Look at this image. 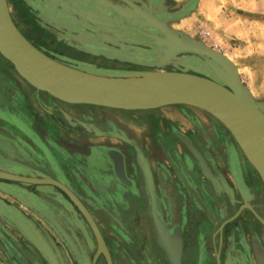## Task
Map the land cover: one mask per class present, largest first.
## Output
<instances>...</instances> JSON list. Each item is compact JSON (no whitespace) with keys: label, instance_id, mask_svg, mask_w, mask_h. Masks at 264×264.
<instances>
[{"label":"rangeland","instance_id":"obj_1","mask_svg":"<svg viewBox=\"0 0 264 264\" xmlns=\"http://www.w3.org/2000/svg\"><path fill=\"white\" fill-rule=\"evenodd\" d=\"M215 1L169 0L166 11L171 13L172 17L167 19L157 11L150 15L134 13L128 8H123V0H6V3L10 17L19 32L39 51L63 65L109 75L170 72L178 67L183 68L180 64L192 65L199 69L200 62L189 60L187 57L182 59V55L176 56L175 60L166 64L158 63L165 54L157 52L160 49L153 48L151 41L139 30L140 19L143 17L146 20L142 24L145 29L152 33L158 32L149 28L151 24H155L153 17H156L164 21L170 29L181 32L187 38L198 39L221 54L222 51L225 52V56L239 66V78L241 83L251 90L250 95L257 101H264V53L260 50L259 55L252 54L248 57L251 40H247L249 53H246L238 48L236 40L226 38H232V27L244 25L224 23L221 19L224 15L221 13L226 10L219 9ZM149 6L151 7L152 3ZM227 13L226 15L230 14ZM164 16L167 17V14ZM229 17L231 19V16ZM244 24L249 27L247 23ZM222 28L229 29L223 31ZM206 29L210 32L206 33ZM209 39L223 49L207 45L206 41ZM256 41L259 45L262 44V41ZM49 98L51 97L37 92L25 83L0 56V155L15 163L32 166L41 173L60 175L62 172L68 174V178L74 179L84 174L82 168L87 171L85 175L88 176L89 172L103 161L105 150L118 149L123 152V143L113 135L135 139L147 158L154 189L159 198L160 218L167 224L166 226L164 223L165 227H172L176 218L174 214L176 211L179 214L177 218L180 219L185 237L183 246L189 254L186 258L198 249L206 253L211 252L212 243L206 233L215 226L218 217L223 215V203H227L226 200L229 199L235 202L243 200L238 192L236 180L246 189L254 176V181L259 183L264 195L258 175L245 161L233 138L217 120L201 110L175 105L147 114H137L110 109L102 111L101 108L86 105L59 104ZM79 124L81 127L86 125L96 129L100 135L93 133L95 136L91 137L75 132L74 128ZM103 132L111 135L100 137L104 136ZM180 137L187 139L202 156L207 164L205 166L210 168L213 176L222 175L228 180L231 189L228 194L222 193L219 184L209 180L200 170L197 160ZM50 156L58 158L59 167L51 168L46 164ZM80 164L83 166H79ZM184 170H191L193 173L192 191L189 187H184L187 183ZM161 174L166 177V188L158 187L160 180L164 179ZM87 176V179L83 180L88 189L87 193L96 196ZM204 185H215L218 197L216 200L209 195ZM174 191L180 196V199L175 201L172 197ZM40 194L42 195V192ZM31 195L32 199H36L34 194ZM0 197L11 199L2 190ZM130 201L132 203L126 211L129 217L133 214L139 216L148 202L144 200L143 207V198L140 201ZM144 211L146 218L143 214V221L123 220V223L118 221L112 229L106 226L104 228L107 240L120 244L121 241L112 231L123 230V252L128 258L133 253L142 251L144 246L133 237L138 238L146 231L147 235L153 238L150 215L146 209ZM6 212L8 213V209ZM22 218L27 217L20 213L16 219L23 220ZM241 219L239 223L245 225L244 216ZM187 220L189 223L186 224ZM202 224L206 227L205 231ZM15 225L18 231L28 232L32 237H40L44 241L45 230H50L42 222L33 224L25 221L22 228ZM228 247L237 250L236 239H233V243L224 241L223 248ZM37 251L34 247L33 253ZM145 252L146 249L143 253ZM150 261L146 260V263L149 264ZM191 261L192 264H198L197 259Z\"/></svg>","mask_w":264,"mask_h":264},{"label":"flooded vegetation","instance_id":"obj_2","mask_svg":"<svg viewBox=\"0 0 264 264\" xmlns=\"http://www.w3.org/2000/svg\"><path fill=\"white\" fill-rule=\"evenodd\" d=\"M148 3L149 5L152 3V6L150 7ZM168 3L169 0H123V8H128L134 13L144 15L154 14V11H157L158 14L161 13L160 15L164 19H167L168 17H172L171 13H167ZM165 13L167 17L164 16ZM53 101L56 102V100ZM165 107L154 110L136 111L133 113L140 114V112H144L147 114L150 111H159V109ZM101 110L106 111L107 108H101ZM151 121H153V119H151ZM74 131L91 135V137L95 136L93 132H87L83 129L80 124L78 127L76 126L74 128ZM103 133L104 136L100 137L111 135L110 133ZM113 136L123 143V152L118 149L105 150L103 161L98 163L91 172H89L88 176L85 175L87 171L82 168L81 170L84 174L74 179L68 178V174H62V172H60V175L41 173L34 170L32 166L29 167L18 162L15 163L0 155L1 158L12 164L14 163L13 165L0 163V170L3 169L2 171L6 170V172L8 171L7 173H12L13 176L19 178L41 181L51 180L64 186L87 211L99 235V238H97L95 232L79 208L59 187L50 183L33 184L30 181L9 182L13 187L20 188L22 192L16 194V196L10 195L9 197L11 198V196H13L14 199L8 198L7 200L14 203L13 205H17V208L20 205L25 206V212H21L25 217L45 223L46 227L50 229L48 230L47 228L45 230V241L41 240V238L36 241L37 246L42 252H40V255L33 254L31 256L33 264H109L108 259L110 264H147L146 260H151L149 264H170L166 253L158 244L154 230L152 232L153 238L148 236L146 231L144 235L138 238L133 237L138 243L141 241L144 246L141 248L142 251L133 253L130 258L123 252L124 237L122 229L112 231L122 244L107 240L104 228L108 227L112 229L118 221L123 223V220L124 222H128L129 219L143 221V214L146 218L144 210L146 209L147 211V206L144 207V200L147 202V196L143 176L137 163L134 148L136 147L141 152L145 160H147V158L135 139H127L124 136L122 138L118 135ZM137 136L139 135L137 134ZM180 139L195 158L191 150V148H194L189 141L182 137H180ZM197 154L200 155L199 153ZM46 164L51 168L59 167L60 161L58 158L50 156ZM119 165L122 175L119 174ZM204 165L207 164L205 163ZM79 166L83 165L80 164ZM198 166L200 170L204 172L199 162ZM206 168L213 179L211 180L205 174L206 177L218 183L222 193L228 194V192L231 191L230 184L227 182L228 180L226 181L222 175L213 176L210 168L208 166ZM192 175L193 173L191 170H184V177L187 181L184 187L187 189L189 187L190 191L194 189ZM236 175H238L237 172ZM86 176L96 196L87 193L88 189L83 183L84 178L87 179ZM253 177V181H250V185L246 187V189L244 185H241L240 182L236 180L237 186H239L238 192L243 200L241 202H235L233 199H229V201L226 200L227 203H223V215L218 217L215 226L210 232H205L206 237H208L213 244H211L212 249L209 253L198 249L196 253L192 252L191 256L186 258V255L189 256V254L183 246L185 237L182 225H180V219L177 218L179 214L176 211L174 214L176 218L172 223V227L167 228L169 232H172L175 227H179L180 244L182 242L179 255L180 264H192L191 260L196 259L198 260V264H264V226L254 216V214H256L264 223V195L263 192H261L262 188H260L259 183L254 181L255 179H253ZM162 178L164 179L160 180V185L158 184V187L166 188V177L163 176ZM204 187L208 190L209 195L213 199L216 200L218 198L215 185H204ZM182 189L183 188H180V190ZM133 190H136L137 192L135 193L137 194L133 193ZM41 192L42 195L40 194ZM154 192H156V189H154ZM31 194H34L36 199H32L33 195ZM155 197L157 201V212L160 216L161 213L157 192L155 193ZM172 197H174V201L178 198L180 199L176 191L172 193ZM142 198V206L144 209L141 210L139 216H137L138 214H133L129 217L126 211L132 203L130 200L140 201ZM2 202L3 200L1 199L0 203L2 206L8 209L6 215L9 219L18 214L13 206L6 207ZM6 209L4 210L6 211ZM242 216H244L246 220L245 225L239 223V220H242ZM187 223H189L188 220L186 224ZM165 225L167 226L166 223ZM201 226L205 231V225L202 224ZM240 234L243 237H240ZM233 239H236L237 250L229 249V247L226 249L223 248L224 241L229 240V242L233 243ZM145 249L146 252L143 253ZM42 261L44 262L42 263Z\"/></svg>","mask_w":264,"mask_h":264},{"label":"water","instance_id":"obj_3","mask_svg":"<svg viewBox=\"0 0 264 264\" xmlns=\"http://www.w3.org/2000/svg\"><path fill=\"white\" fill-rule=\"evenodd\" d=\"M145 21V18L141 17L140 32L151 41L150 45L153 48L160 49L157 52L165 54L164 59L159 60V64H166L175 60L176 56L182 55V59L187 57L189 60L200 62L199 69L192 65L180 64L183 68L178 67L170 72H129L109 75L86 72L63 65L39 51L19 32L10 17L6 0H0V56L8 60L17 74L34 90L43 92L60 103L125 112L154 110L171 105L192 107L209 114L224 125H228L230 120L235 125L242 126L246 135L253 140L256 150L264 157V103L251 99L246 87L241 83L237 67L220 52L209 48L198 39L187 38L181 32L170 29L164 21L153 17L155 24L148 26L158 31L155 33L145 29L142 25ZM82 127L87 132L100 135L96 129L86 125ZM194 150L192 151L195 152ZM136 158L143 176L151 224L155 230L154 218L161 219L156 212L157 201L151 172L147 161L137 149ZM195 158L203 167L205 164L203 158L201 157L203 163L200 158ZM0 163L14 164L1 157ZM205 168L203 167V171L212 180L213 177ZM0 180L29 181L2 170H0ZM33 182L40 181L33 180ZM262 183L264 184V181ZM62 189L66 191L65 188ZM66 192L99 238L87 211L71 193ZM3 216L7 218L5 213ZM254 216L264 226L263 221L256 214ZM175 229L179 230L178 227ZM39 238L37 237L33 243L36 244ZM108 263L110 264L109 259Z\"/></svg>","mask_w":264,"mask_h":264},{"label":"crops","instance_id":"obj_4","mask_svg":"<svg viewBox=\"0 0 264 264\" xmlns=\"http://www.w3.org/2000/svg\"><path fill=\"white\" fill-rule=\"evenodd\" d=\"M215 2L219 9L224 8L226 10L225 11L226 13L225 12L221 13L224 15L221 17L224 23L232 22L233 25L236 23H239V25L240 24L244 25L243 27H238V26L232 27V30H234L233 34H230L232 38L228 36H226V38L232 41L236 40V43L238 44L237 45L238 48L241 51H245L246 53H249L246 44L248 42L247 40H249V42L251 40L252 45L249 47V49L251 50L249 53L250 55L248 57H251L252 54L259 55L260 50L264 53V50H262V48L264 49V0H216ZM227 12H230V14L226 15L228 14ZM229 16H231V19H229L230 18ZM244 23H247L249 27L245 26ZM222 29L223 31H225L228 30L229 28H222ZM208 32L210 31L206 29V33ZM256 40L262 41V44L259 45V42H257ZM206 43L207 45L216 46L220 50L223 49L219 46V44H215V42L213 41L211 42V39L206 41ZM222 54L225 56V52L223 53L222 51ZM238 67H237L238 70L237 72H239ZM248 92L250 94L251 90H248ZM251 97L253 98V96ZM253 100L255 99L253 98ZM257 102L264 103V101H257ZM0 190L7 193L8 196L10 195L16 196V194L22 192L20 191V188H15L11 184H9V181H1V180H0ZM13 196H11L12 199H14ZM1 199L3 200L2 203H4L6 207L13 206L18 214L10 217V219L8 218V216L7 218L4 217L3 213L6 214V211L4 210L6 208L2 206V204L0 203V213L2 214L0 215V264H33V260L31 256L33 254L40 255V248L36 244L31 243L34 242L37 237L36 238L34 236L32 237L31 234L28 232L23 233L21 231H18L17 229H15L16 228L15 224L21 226L20 228H22L25 221L33 224H37L41 222H38L37 220L35 219L33 220L31 218L29 219L22 218L23 220H17L16 218L19 217L20 213L25 212V206L20 205L17 208V205H13L14 203L8 201L5 198L0 197V202ZM34 247L38 250L36 253H33Z\"/></svg>","mask_w":264,"mask_h":264},{"label":"bare ground","instance_id":"obj_5","mask_svg":"<svg viewBox=\"0 0 264 264\" xmlns=\"http://www.w3.org/2000/svg\"><path fill=\"white\" fill-rule=\"evenodd\" d=\"M2 57V56H1ZM226 57V56H225ZM3 58V57H2ZM227 58V57H226ZM4 59V58H3ZM228 59V58H227ZM5 60V59H4ZM229 60V59H228ZM6 61V60H5ZM230 61V60H229ZM7 62L11 65V63L7 60ZM231 62V61H230ZM232 63V62H231ZM233 64V63H232ZM234 65V64H233ZM12 66V65H11ZM236 67V66H235ZM13 68V66H12ZM50 68V67H48ZM14 69V68H13ZM15 71V69H14ZM16 72V71H15ZM17 74V72H16ZM62 74V73H61ZM68 74V73H67ZM18 75V74H17ZM64 75V74H63ZM19 76V75H18ZM59 77L61 78H65V76H61V75H58ZM25 83H27L21 76H19ZM77 77V76H76ZM80 79H83V78H80ZM102 81V82H101ZM99 82L101 83H105V81L103 80H99ZM234 86V85H233ZM247 90V88H246ZM248 91V90H247ZM40 92V91H39ZM43 93V92H42ZM249 93V92H248ZM250 95V94H249ZM251 97V96H250ZM251 99L253 100V98L251 97ZM255 101V100H253ZM257 102V101H255ZM263 103V102H262ZM88 106V105H87ZM173 106V105H171ZM199 110V109H198ZM261 113V112H260ZM209 115V114H208ZM262 115V113H261ZM216 120V119H215ZM218 121V120H217ZM219 122V121H218ZM220 123V122H219ZM225 129L226 131L230 134V136L233 138V140L235 141V143L237 144L238 148L240 149L241 153L243 154V156L245 157L246 161L250 164V166L254 169V171L256 172V174L258 175L261 183L262 181H264V157L256 150L255 146L253 145V140L248 137L245 133V129L242 127V126H237L235 125L233 122H231L230 120L228 121V125H224L222 123H220ZM136 147L134 148L135 150V153H136ZM138 150V149H137ZM191 150H194L191 148ZM139 151V150H138ZM195 151V150H194ZM140 152V151H139ZM193 152V151H192ZM141 153V152H140ZM193 154L195 155V157H199V155L195 152H193ZM119 158V157H118ZM3 159V158H2ZM5 160V159H4ZM200 161L202 162L201 158H200ZM119 163V161H118ZM203 163V162H202ZM201 165V164H200ZM203 167L205 168V165L203 164ZM202 167V168H203ZM119 168H120V165H119ZM206 169V168H205ZM207 173L208 170L206 169ZM119 174L122 175V171H121V168L119 169ZM16 177V176H15ZM124 180V179H123ZM16 181H20V180H16ZM31 183L33 184H40V183H50L49 181L51 180H48V181H41L39 180L40 182H33V180H29ZM125 181V180H124ZM54 182V181H52ZM54 183H57V182H54ZM50 184H53V183H50ZM58 184V183H57ZM55 185V184H53ZM60 185V184H58ZM63 192L66 193L67 195V192L68 191L64 186L60 185L58 186ZM263 185V188H264V184L262 183ZM56 186V185H55ZM65 188V190L62 189ZM69 192V191H68ZM71 193V192H69ZM72 195V194H71ZM68 196V195H67ZM73 196V195H72ZM147 196V194H146ZM74 197V196H73ZM69 199H72L71 196H68ZM73 201V200H72ZM147 201H148V198H147ZM74 202V201H73ZM74 204L76 205V203L74 202ZM147 211H148V202H147ZM156 212H157V202H156ZM149 213V211H148ZM158 214V212H157ZM159 215V214H158ZM153 216L155 217V214H153ZM160 217V216H159ZM155 220V223H154V226H155V230H154V233H155V236H156V239L158 241V244L159 246L161 247V249L166 253L168 259H169V262L170 264H180L179 263V255H180V247H181V244H180V241H181V238H180V233H179V230L178 229H173L172 232H169V230H167V228L165 227L162 219L161 220H157L156 218H154ZM151 221V220H150ZM153 227V226H152ZM179 228V227H178ZM178 230V231H177Z\"/></svg>","mask_w":264,"mask_h":264},{"label":"trees","instance_id":"obj_6","mask_svg":"<svg viewBox=\"0 0 264 264\" xmlns=\"http://www.w3.org/2000/svg\"><path fill=\"white\" fill-rule=\"evenodd\" d=\"M87 106V105H86Z\"/></svg>","mask_w":264,"mask_h":264}]
</instances>
